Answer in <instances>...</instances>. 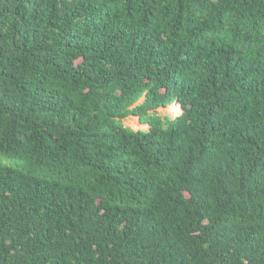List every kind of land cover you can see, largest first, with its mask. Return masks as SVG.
Returning a JSON list of instances; mask_svg holds the SVG:
<instances>
[{
    "label": "trees",
    "instance_id": "trees-1",
    "mask_svg": "<svg viewBox=\"0 0 264 264\" xmlns=\"http://www.w3.org/2000/svg\"><path fill=\"white\" fill-rule=\"evenodd\" d=\"M0 264H264V0H0Z\"/></svg>",
    "mask_w": 264,
    "mask_h": 264
},
{
    "label": "rangeland",
    "instance_id": "rangeland-1",
    "mask_svg": "<svg viewBox=\"0 0 264 264\" xmlns=\"http://www.w3.org/2000/svg\"><path fill=\"white\" fill-rule=\"evenodd\" d=\"M174 110H176V109H174V107L169 108V110L161 109L160 113L163 114V115H168L169 114L170 116L171 115L178 116L180 114V112L179 111L174 112ZM125 123L127 124V126L133 127L135 129H140L141 128V126L138 124L136 118H129V119H127L125 121ZM3 161H5V160H3Z\"/></svg>",
    "mask_w": 264,
    "mask_h": 264
},
{
    "label": "bare ground",
    "instance_id": "bare-ground-1",
    "mask_svg": "<svg viewBox=\"0 0 264 264\" xmlns=\"http://www.w3.org/2000/svg\"><path fill=\"white\" fill-rule=\"evenodd\" d=\"M174 109H176V110H174V112H176V111H179V109H177V108H174ZM176 117V116H175ZM127 125V124H126Z\"/></svg>",
    "mask_w": 264,
    "mask_h": 264
}]
</instances>
